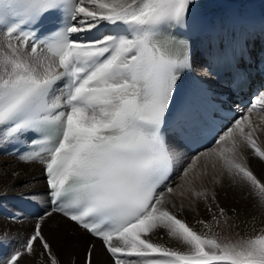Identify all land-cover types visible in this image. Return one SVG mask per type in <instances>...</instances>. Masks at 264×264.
<instances>
[{"label":"snow or ice","instance_id":"obj_1","mask_svg":"<svg viewBox=\"0 0 264 264\" xmlns=\"http://www.w3.org/2000/svg\"><path fill=\"white\" fill-rule=\"evenodd\" d=\"M202 6L0 0V146L42 165L51 205L22 239L0 237V264H37V248L40 264H61L43 231L54 214L99 240L112 264H264V229L235 240L214 231L239 227L241 213L218 202L225 182L264 214V182L245 154L264 161V85L231 118L215 90L225 76L236 93L252 83L241 62L253 63L250 42L264 40V22L248 30L252 18L212 17ZM209 136L214 146L199 150ZM201 204L211 219H197V231L186 216ZM95 247L81 264H94Z\"/></svg>","mask_w":264,"mask_h":264},{"label":"bare ground","instance_id":"obj_2","mask_svg":"<svg viewBox=\"0 0 264 264\" xmlns=\"http://www.w3.org/2000/svg\"><path fill=\"white\" fill-rule=\"evenodd\" d=\"M226 2L234 3L242 8H249L256 5L263 0H224ZM199 72V67L196 68ZM258 143L264 144V134H260ZM249 160V167L253 173L264 182V161H259L258 158L250 155V150H245ZM179 162L182 159H178ZM177 160V164L179 165ZM0 163H5L2 168L3 175L0 177V198L4 195L24 196L28 193L36 192L39 195L30 197V200L41 205L47 209V198L44 193L46 186L43 181V173L41 167L35 163H16L11 157H1ZM18 174V175H16ZM180 175V174H179ZM179 176L172 180L175 182ZM26 185V186H21ZM239 189V187L230 188L225 182L224 188H218V202L220 205L227 207L226 197L229 193ZM226 210V209H225ZM239 220L235 223L239 225L237 228H232L237 237L245 238L253 236L264 229V214L255 207L248 209V212L241 213ZM253 217H255L253 219ZM186 219L197 230L204 231L202 226L196 223L197 219L208 220L206 209L201 204L198 212H188ZM243 221V223H241ZM35 218L21 219L20 221H9L0 217V237L8 234L9 238L14 243L17 239H22L31 232L35 225ZM218 230L222 239H229L227 228L214 229ZM44 235L49 239L52 244L54 252L58 255L61 264H81L84 251L89 243L96 245L94 249V264H112L110 257L105 250L102 249L101 242L93 238L79 229L73 223L67 221L60 215L54 214L44 224ZM157 243H166L169 247H177V243L172 240H161L159 237H153ZM7 250V249H6ZM37 264H40V249H36ZM22 264H33L32 257H25Z\"/></svg>","mask_w":264,"mask_h":264},{"label":"rangeland","instance_id":"obj_3","mask_svg":"<svg viewBox=\"0 0 264 264\" xmlns=\"http://www.w3.org/2000/svg\"><path fill=\"white\" fill-rule=\"evenodd\" d=\"M4 166L5 163H0V177L3 175L2 168ZM174 183H179V178ZM246 194H247V190L246 189L242 190L241 188L230 192L229 196L226 197L225 204L227 207L225 208L223 205H221V207L225 208L226 211L229 213V215H232V209H236L240 213L248 212V209L253 208L254 200H252L251 198L245 199ZM207 215H208V220H210L211 219L210 215L208 213ZM214 231H218V230H214ZM226 232L228 233L227 236L228 238L230 237V239L233 240L239 239L237 235L234 232H232L231 229H228Z\"/></svg>","mask_w":264,"mask_h":264}]
</instances>
